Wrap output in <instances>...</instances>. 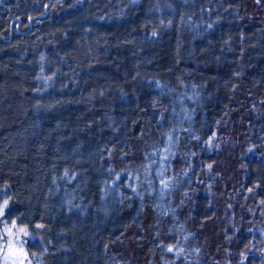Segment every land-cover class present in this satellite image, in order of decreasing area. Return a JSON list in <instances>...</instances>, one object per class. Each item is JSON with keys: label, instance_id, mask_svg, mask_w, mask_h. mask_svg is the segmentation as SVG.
Wrapping results in <instances>:
<instances>
[{"label": "trees", "instance_id": "16d2710c", "mask_svg": "<svg viewBox=\"0 0 264 264\" xmlns=\"http://www.w3.org/2000/svg\"><path fill=\"white\" fill-rule=\"evenodd\" d=\"M31 264H264V0H0V225Z\"/></svg>", "mask_w": 264, "mask_h": 264}, {"label": "rangeland", "instance_id": "374dc122", "mask_svg": "<svg viewBox=\"0 0 264 264\" xmlns=\"http://www.w3.org/2000/svg\"><path fill=\"white\" fill-rule=\"evenodd\" d=\"M29 235L26 226L16 223L0 225V264H31L25 247Z\"/></svg>", "mask_w": 264, "mask_h": 264}, {"label": "snow or ice", "instance_id": "6c2138e0", "mask_svg": "<svg viewBox=\"0 0 264 264\" xmlns=\"http://www.w3.org/2000/svg\"><path fill=\"white\" fill-rule=\"evenodd\" d=\"M21 231H23V229Z\"/></svg>", "mask_w": 264, "mask_h": 264}]
</instances>
